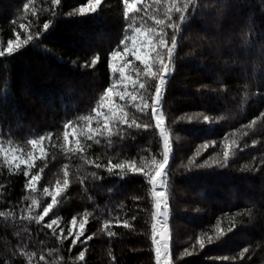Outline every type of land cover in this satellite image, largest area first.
<instances>
[{
	"label": "trees",
	"instance_id": "obj_1",
	"mask_svg": "<svg viewBox=\"0 0 264 264\" xmlns=\"http://www.w3.org/2000/svg\"><path fill=\"white\" fill-rule=\"evenodd\" d=\"M28 2L0 0V42L6 44L8 39H14L15 31L23 34L18 28L20 23L30 22V31L41 32V36L16 54L0 58V140L5 146L11 140L13 147L26 154L32 151L28 140L52 134L42 142L46 158L37 160L32 170L35 174L44 169L37 183L38 199L42 203L50 201L43 188L53 189L56 181L62 179L67 164L71 185L45 223L59 216L58 228H63L66 236L72 227V217L76 216L79 222L85 209L89 211L85 235H96L87 242L86 264H155L150 240L152 200L143 176L128 175L124 179L109 176L103 169L83 164L79 156H66L60 147L63 124L88 115L99 94L112 82L107 60L126 27L122 0H103L96 13L71 16L68 13L87 0H61V5L55 7L51 0H33L30 7H35V16L31 12L25 14L23 4ZM148 3L153 4V0ZM198 3L200 10L183 29L176 71L170 77L163 106L174 148L169 166L173 260L176 264H264V208L261 207L264 117L260 115L264 113V64L259 65L253 77V65L264 60L261 52L264 0H198ZM218 6L220 15L216 14ZM53 11L57 13L55 17ZM25 15L27 19H21ZM48 19L52 24L45 31L43 22ZM249 24L251 43L243 46L241 33L248 32ZM97 53L100 55L97 65L85 67V62L90 65ZM245 91L249 93L247 99H244ZM197 115L198 120H187L188 116ZM204 115L212 118L211 124L203 122ZM252 120H256L255 125H251ZM132 135L136 136L135 140L113 137L112 147L107 146L104 138L98 144L88 141L86 156L102 164L107 163L108 157L113 158V163L153 154L159 158L158 133L133 132ZM225 136L236 140L240 147L227 168L185 169L188 159L205 142L215 140L217 144L198 158V162L222 153ZM93 171H98L103 179L93 180L90 176ZM78 176L85 178L84 184L78 181ZM24 184L23 173L10 175L0 159V185H3L0 211H15L19 217L25 205L24 197L29 194ZM247 208L254 212L255 219L251 222L238 215ZM132 216L136 220H131ZM231 218L244 223H238L237 229L220 241L193 251L196 237L214 234L217 221L227 229ZM105 219H129L133 228L117 225L111 228L116 235L109 238L102 231ZM4 223L0 218V264L12 260L5 253L22 242L29 251L43 252L50 262L63 257L65 264H72L85 247L79 242L73 247L71 238L61 244L51 230L35 222L7 229ZM25 227L30 236L23 234ZM16 231L22 235L16 236ZM59 234L57 230L56 235ZM246 247L249 252L240 257ZM185 248L193 254L185 256ZM50 250H55V254ZM112 256L116 257L115 261ZM14 264H25L24 258L16 257Z\"/></svg>",
	"mask_w": 264,
	"mask_h": 264
},
{
	"label": "snow or ice",
	"instance_id": "obj_2",
	"mask_svg": "<svg viewBox=\"0 0 264 264\" xmlns=\"http://www.w3.org/2000/svg\"><path fill=\"white\" fill-rule=\"evenodd\" d=\"M33 0L23 4L25 14L31 12L36 15L35 7H30ZM103 0H87L81 3L76 9L68 15H90L96 13L102 5ZM52 6H60L61 0H51ZM123 4V20L126 27L124 28L123 38L119 40L116 46L108 53L107 65L111 75L112 82L103 89L96 100L95 107L86 116L79 117L76 121L68 120L63 124V143L60 145L64 154L68 157L79 156L83 164H92L97 170H105L109 176H117L124 179L128 175H141L147 181L149 186V195L152 200L150 240L151 249L155 254V264H176L173 260L171 249V229L169 227V185L172 180L169 175L170 160L174 154L171 129L166 126L167 117L164 111L165 94L170 77L176 71L177 52L183 38V29L190 19L200 10L201 5L198 0H153V4H149L148 0H122ZM163 8L161 12L160 9ZM216 14H221L218 6ZM57 13L52 12L55 17ZM26 20L27 15L21 17ZM52 20L48 19L43 22L45 31L50 29ZM31 23H20L19 29L15 31V38L8 39L6 44L0 42V58L12 56L19 50L34 42L36 37L41 36L39 30L34 33L30 31ZM252 25H248V32L241 33V43L243 46H249L251 43L250 33ZM211 43V41H207ZM262 55H264V45L261 46ZM100 60V55H93L91 64L85 62V67H95ZM264 64V60L253 65V77L255 76L259 65ZM249 93L244 92V99H247ZM134 109L135 111H129ZM137 114L140 118L138 119ZM264 117V113L260 114ZM143 117H147L145 120ZM183 119V118H181ZM199 116H188L187 120L192 122L198 120ZM219 119V118H218ZM203 122L211 124L212 118L204 115ZM256 120L251 121V125H255ZM95 125V126H93ZM249 125V126H251ZM154 131L158 133L160 141L159 158L157 155L140 156L139 160L126 158L117 163H113V158L108 157L107 163H96V161L88 159L86 156L87 148L90 145L88 141L100 143V138L107 141V146H113V137L120 140L130 138L135 140L136 134L148 133ZM51 133L47 137L39 136L38 139L28 140L32 151L24 153L19 147H13V142L8 141L5 146L0 140V159L3 160L4 166L7 167L9 174L23 173L25 177L24 188L28 190V195L24 197L25 205L21 209L19 217L15 211H0V218L4 220L5 229L16 228L19 224H31L35 222L37 226L51 230L53 236L61 244L64 240L71 238V245L75 247L79 242L84 250L79 251L72 264H86L85 253L87 251V242L92 240L96 233L85 235V225L91 215L85 209L81 220L78 222L77 217L71 219L72 227L68 229V234L64 235V229L58 228L60 217L56 216L50 222L45 223V218L50 213H54V209L59 207L61 200L66 197L67 190L71 185L70 171L67 164L63 167V177L56 181L55 187L43 188V193L50 197V201L42 203L38 199L37 183L41 179L43 168L39 172L32 174L37 160H44L47 156L42 142L51 138ZM256 141H253L255 144ZM215 140L210 143L205 142L200 145L194 155L188 159L185 169L191 171L193 169H213L227 168L230 164L231 157L237 150H240L239 143L234 139L225 136L222 143V153L208 156L202 162H198V158H202L209 148L215 146ZM38 150V154H37ZM119 155V154H117ZM264 163V161H262ZM21 165L24 167L22 168ZM248 167V166H246ZM79 171V169H77ZM93 180H101L102 176L98 171L90 173ZM78 181L84 184L85 178L78 176ZM3 187V185H0ZM136 199H139L137 197ZM14 207V206H13ZM264 208V204L261 205ZM38 209H41L37 211ZM246 217L248 222L255 219L252 208H247L238 214ZM131 220H136L135 216ZM238 223L243 224L244 220L237 221L235 218L229 220L230 226L224 229L217 221L214 234L201 235L196 237V244L193 245V251L198 247L200 250L206 246L214 244L225 237L227 233L237 229ZM78 224V228L76 227ZM122 225L124 228L132 229L133 224L129 219H105L102 231L111 238L116 235L111 228ZM57 230L59 235H56ZM264 230V229H262ZM23 234L30 236L28 228L23 229ZM16 236H21L20 231H16ZM83 237V239H81ZM249 248H244L240 253V257L249 252ZM71 251V249H69ZM54 255L55 250H50ZM12 260H6L5 264H14L16 257L24 258L25 264H65L63 257H59L57 261L50 262L47 256L37 251H29L26 243L16 245L10 253ZM188 248L184 249V255H192ZM111 256L112 253L109 252ZM113 261L116 260L112 256ZM228 260V257H224ZM235 259V258H233Z\"/></svg>",
	"mask_w": 264,
	"mask_h": 264
},
{
	"label": "water",
	"instance_id": "obj_3",
	"mask_svg": "<svg viewBox=\"0 0 264 264\" xmlns=\"http://www.w3.org/2000/svg\"><path fill=\"white\" fill-rule=\"evenodd\" d=\"M172 160V159H171ZM171 160H170V163H171ZM169 220H170V215H169Z\"/></svg>",
	"mask_w": 264,
	"mask_h": 264
},
{
	"label": "rangeland",
	"instance_id": "obj_4",
	"mask_svg": "<svg viewBox=\"0 0 264 264\" xmlns=\"http://www.w3.org/2000/svg\"><path fill=\"white\" fill-rule=\"evenodd\" d=\"M166 126H167V124H166ZM170 246H171V244H170Z\"/></svg>",
	"mask_w": 264,
	"mask_h": 264
}]
</instances>
